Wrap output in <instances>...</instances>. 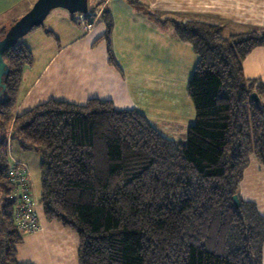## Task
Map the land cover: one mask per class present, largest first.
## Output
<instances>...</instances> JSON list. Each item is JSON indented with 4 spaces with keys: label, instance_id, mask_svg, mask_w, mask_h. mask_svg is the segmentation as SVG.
<instances>
[{
    "label": "trees",
    "instance_id": "obj_1",
    "mask_svg": "<svg viewBox=\"0 0 264 264\" xmlns=\"http://www.w3.org/2000/svg\"><path fill=\"white\" fill-rule=\"evenodd\" d=\"M150 15L171 22L198 58L186 143L163 135L142 111L107 99L52 98L17 114L33 54L20 40L3 52L0 264H31L18 260L12 140L41 152L39 201L46 219L77 231L78 264H263L264 217L241 197L240 183L251 159L264 166V83L243 71L247 55L264 47V28L225 35L220 23ZM100 20L114 65L110 12L102 10Z\"/></svg>",
    "mask_w": 264,
    "mask_h": 264
},
{
    "label": "crops",
    "instance_id": "obj_2",
    "mask_svg": "<svg viewBox=\"0 0 264 264\" xmlns=\"http://www.w3.org/2000/svg\"><path fill=\"white\" fill-rule=\"evenodd\" d=\"M107 1L105 0L99 9L108 10L106 8ZM34 2L35 0H0V38L4 35V30H8L31 8ZM134 2L139 3L136 19H145L149 26L153 23V26L148 28L155 31L158 43L163 47H165L164 37L172 39L176 48H180V44L185 41L178 38L171 22L163 25L157 22L150 15L151 13H156L161 20L169 18L177 21L200 19L211 23H220L224 27L225 35L244 33L254 28H264V0H135ZM59 12L60 14L57 16L59 20L61 19V24L55 23V29L47 30L41 28V25L33 28L20 39L31 50L33 63L26 66L23 71L18 91L17 114L52 98L77 104H80L79 102L83 104L90 98H99L111 100L113 104H116L118 100H115L121 95L117 91V85L123 83L124 80L128 81L127 70L123 66L125 57L134 52L138 60L133 68L148 67L145 64V59L138 57L139 51H136V44L130 41L131 48L127 49L123 46L124 42L119 40L116 16L111 34V49L114 59V65H112L108 58L107 42L103 38L104 24L103 26L95 24L90 32H85L81 24L73 22V19L70 20L66 16V12ZM170 30H173V38L168 37L171 35ZM47 31H51L52 35ZM54 35L55 37L57 35L61 42L59 47L50 40ZM145 37V41L141 43L143 46L147 43L148 34ZM40 40L44 41L45 45L38 43ZM190 47L193 51L192 46ZM148 48L156 50L155 46L151 44L148 45ZM77 53L78 64H75L74 55ZM63 54L64 56L61 57ZM83 58L85 59L79 63ZM243 71L247 78L259 79L264 83V47H257L247 55L243 61ZM145 75L146 77L152 76L146 72ZM46 76H48V80L42 81ZM143 76L144 74H141V77ZM59 82H63V86L59 85L58 87H61L65 92L64 96L52 93ZM71 91L73 93H69ZM115 106L117 107V105ZM240 195L245 201L254 203L264 217V166L254 158L250 160L249 166L244 172L240 183ZM39 209L42 213H39L40 229L34 233H23V243L18 248V260L30 263L32 254H35L36 250H41L45 251V255L49 257L48 264H76L71 250L74 245L77 252L76 238L78 237L72 231L74 229L65 227L55 220L44 218L42 206L41 208L37 207L38 212H40ZM59 233L64 236L66 242ZM48 237L53 242L52 246H49ZM58 255H62V257L58 258L57 262Z\"/></svg>",
    "mask_w": 264,
    "mask_h": 264
},
{
    "label": "rangeland",
    "instance_id": "obj_3",
    "mask_svg": "<svg viewBox=\"0 0 264 264\" xmlns=\"http://www.w3.org/2000/svg\"><path fill=\"white\" fill-rule=\"evenodd\" d=\"M104 1L105 0H88L89 11L91 12L99 9L94 6L102 5ZM137 2L133 0H108L106 3V8L111 14L112 24L114 23L115 16L117 18V35L119 40L124 42L123 46L130 49V41L136 44V51H139L138 57L145 59V64L148 65V67L145 66V68H133L138 60L135 53L132 52L129 56L125 57L123 66L127 70L126 78L128 81L126 80V82L124 80L123 83L117 85V91H119L121 95L115 100H118V102L114 104V106L133 107L142 111L163 135L176 141L186 143L188 128L193 125L196 118L195 108L188 94V83L197 64V55L192 51L190 43L183 42L180 44V48H176L172 39L167 37H164L163 40L165 47L161 46L158 43V37L155 31L148 28L153 26V23L149 26L145 19H136L139 9V3ZM59 11L66 12V16L69 17L70 20L73 19V22H77L78 16L81 17L84 15L80 13H69L64 9L56 8L50 12L41 28L52 30L56 27L55 23L61 24V19L59 20L57 16L60 14ZM96 24L103 26L104 23L98 19ZM159 25L163 26L161 24ZM50 27L52 28L50 29ZM5 31L7 30H4V33H6ZM172 32L173 30H170L171 35L168 37L173 38L174 33ZM146 34H148V39L146 45L143 46L141 43L145 41ZM50 40L58 47L61 45L57 35L56 37L54 35L53 39ZM38 43L45 45V42L42 40L38 41ZM149 44L155 46L156 50H150L148 48ZM63 56L64 54L61 57ZM90 58L89 56V60ZM84 59L85 58L80 60L79 63ZM74 60L75 64H78V53L74 55ZM145 72L152 76L146 77ZM141 74H144V76L141 77ZM46 80H48V76L42 81ZM59 85L63 86V82H59L52 93L64 96L65 92L61 87H58ZM69 93H73V91ZM115 93L117 94V92ZM79 103L82 104L81 102ZM127 103L128 105L126 106ZM9 148L10 160L17 161L27 167L31 185V199L38 204H36V207L41 208L39 201L41 194V152L37 150H26L22 148L16 140L11 141ZM39 213L42 214L41 211ZM72 231L76 237H78L77 231ZM59 235L66 242L64 236L60 233ZM76 239L77 252L74 245H72L73 249L71 248V250L76 259V264H78V238ZM47 240L49 246H52V240L49 237ZM32 255L33 257L29 256L31 257V264H48L50 262L49 257L45 255V251L36 250L35 254ZM60 257H62V255H58L56 258L57 262Z\"/></svg>",
    "mask_w": 264,
    "mask_h": 264
},
{
    "label": "water",
    "instance_id": "obj_4",
    "mask_svg": "<svg viewBox=\"0 0 264 264\" xmlns=\"http://www.w3.org/2000/svg\"><path fill=\"white\" fill-rule=\"evenodd\" d=\"M56 8H63L69 13L86 14L88 0H35L31 8L16 20L0 39V94L5 90V80L9 69L3 60V52L13 47L33 28L43 25L49 13ZM257 98L256 94H254ZM236 199V196H235Z\"/></svg>",
    "mask_w": 264,
    "mask_h": 264
},
{
    "label": "built area",
    "instance_id": "obj_5",
    "mask_svg": "<svg viewBox=\"0 0 264 264\" xmlns=\"http://www.w3.org/2000/svg\"><path fill=\"white\" fill-rule=\"evenodd\" d=\"M102 8L97 11H88L86 16L77 18V22L83 26L85 32L93 29ZM8 179L16 183L17 193L19 196V209L17 213V226L22 233H34L40 229V215L37 205L31 199L30 181L27 167L17 161H11L8 170Z\"/></svg>",
    "mask_w": 264,
    "mask_h": 264
},
{
    "label": "clouds",
    "instance_id": "obj_6",
    "mask_svg": "<svg viewBox=\"0 0 264 264\" xmlns=\"http://www.w3.org/2000/svg\"><path fill=\"white\" fill-rule=\"evenodd\" d=\"M89 11V10H88Z\"/></svg>",
    "mask_w": 264,
    "mask_h": 264
}]
</instances>
